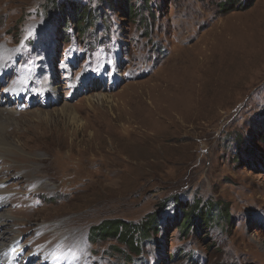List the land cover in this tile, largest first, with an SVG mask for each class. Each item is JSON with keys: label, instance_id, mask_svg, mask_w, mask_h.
<instances>
[{"label": "rangeland", "instance_id": "obj_1", "mask_svg": "<svg viewBox=\"0 0 264 264\" xmlns=\"http://www.w3.org/2000/svg\"><path fill=\"white\" fill-rule=\"evenodd\" d=\"M54 1L101 7V27L81 36L53 0H0L12 264H264V0H152L148 26L124 0ZM176 195L225 203L232 226L181 234ZM157 213L140 257L90 237Z\"/></svg>", "mask_w": 264, "mask_h": 264}, {"label": "trees", "instance_id": "obj_2", "mask_svg": "<svg viewBox=\"0 0 264 264\" xmlns=\"http://www.w3.org/2000/svg\"><path fill=\"white\" fill-rule=\"evenodd\" d=\"M103 2L106 6L112 5V0H96ZM123 1V0H120ZM152 0H142V3L136 4L131 3L129 0L122 2L123 10L128 18L137 21L148 26V19L155 18V12L151 6ZM55 11V16L60 17L61 21L66 23L64 27L65 31H68L67 25L69 22L76 24V29L80 32L81 36L89 33L92 27H99L101 19V7H89L82 6L76 3H50ZM234 3L230 6L227 4L222 5V9L230 7V10H225L227 13L232 12L236 5ZM101 27V26H100ZM264 116V111L262 112ZM259 139L264 142V133H260ZM237 143L240 140L237 139ZM247 152H254L250 147L247 148ZM235 159L240 160L239 156ZM173 201L176 207V216H178L180 222L178 229L180 233L189 236L190 234L199 233L202 229H207L213 225H222L230 227L232 226V215L231 209L223 202L213 203L202 202L196 200L192 204H186L183 207V201L181 196H174L170 199ZM168 203V202H166ZM183 204V205H182ZM179 213V214H178ZM161 213L149 215L147 220L139 225H132L125 223L120 220H109L105 221L97 227L91 229L92 240H103V239H115L120 243H124L128 248L131 249L134 254L141 256L140 245L146 243L151 239V235H157L160 231L161 226ZM132 262V259H128ZM130 264V263H129Z\"/></svg>", "mask_w": 264, "mask_h": 264}, {"label": "bare ground", "instance_id": "obj_3", "mask_svg": "<svg viewBox=\"0 0 264 264\" xmlns=\"http://www.w3.org/2000/svg\"><path fill=\"white\" fill-rule=\"evenodd\" d=\"M1 70L2 69H0V71ZM48 90L50 94L57 95L58 93V87L56 86V84L50 87ZM5 98H7V96H5ZM58 98L59 94L55 97L56 101L58 100ZM13 150L14 146L7 141L3 134H0L1 153H3L4 155H11ZM7 195V193H4L0 190V209L4 208L8 202L11 204L12 199H7ZM1 219L4 220L5 223H0V240L4 241L6 233H10V223H8V221H10V217L9 215H2ZM3 241L0 242V264H12V260H16L19 254V248L17 247L18 239L12 241V243H5Z\"/></svg>", "mask_w": 264, "mask_h": 264}]
</instances>
